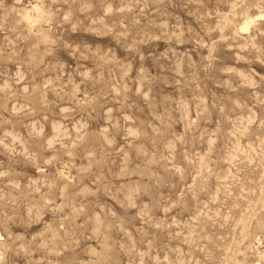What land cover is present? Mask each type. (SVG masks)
<instances>
[{"label": "clouds", "instance_id": "obj_1", "mask_svg": "<svg viewBox=\"0 0 264 264\" xmlns=\"http://www.w3.org/2000/svg\"><path fill=\"white\" fill-rule=\"evenodd\" d=\"M0 264H264V0H0Z\"/></svg>", "mask_w": 264, "mask_h": 264}]
</instances>
